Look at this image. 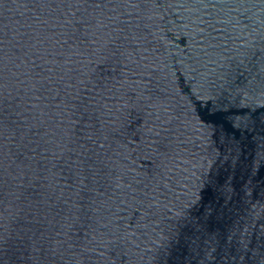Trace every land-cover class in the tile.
I'll use <instances>...</instances> for the list:
<instances>
[{"label": "water", "instance_id": "1", "mask_svg": "<svg viewBox=\"0 0 264 264\" xmlns=\"http://www.w3.org/2000/svg\"><path fill=\"white\" fill-rule=\"evenodd\" d=\"M0 264H264V0H0Z\"/></svg>", "mask_w": 264, "mask_h": 264}]
</instances>
